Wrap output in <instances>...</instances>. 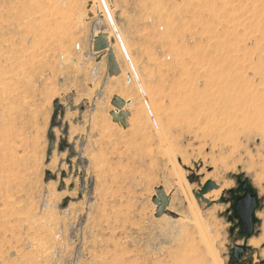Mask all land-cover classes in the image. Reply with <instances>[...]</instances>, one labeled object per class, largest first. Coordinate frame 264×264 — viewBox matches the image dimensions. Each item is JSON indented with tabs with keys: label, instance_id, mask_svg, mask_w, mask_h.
Listing matches in <instances>:
<instances>
[{
	"label": "rangeland",
	"instance_id": "rangeland-1",
	"mask_svg": "<svg viewBox=\"0 0 264 264\" xmlns=\"http://www.w3.org/2000/svg\"><path fill=\"white\" fill-rule=\"evenodd\" d=\"M0 264H264V0H0Z\"/></svg>",
	"mask_w": 264,
	"mask_h": 264
},
{
	"label": "water",
	"instance_id": "water-1",
	"mask_svg": "<svg viewBox=\"0 0 264 264\" xmlns=\"http://www.w3.org/2000/svg\"><path fill=\"white\" fill-rule=\"evenodd\" d=\"M107 47H108V41L106 34L100 32L96 36H94L92 42L93 51L99 52ZM106 61H107V74L109 76L119 74L120 70L119 67L117 66V63L115 62L114 54L111 49L107 51ZM111 103L116 108H121L124 105V100L119 98L118 96H113ZM109 114L111 115L112 121L119 123L123 128L127 126L128 124L127 112L110 111ZM241 187L245 188L246 183H242ZM216 188L217 185L214 182L206 181L201 188V194ZM154 191H155V195L152 197V201L156 205V210L154 214L155 217H159L162 214L176 217L177 214H175L172 211L166 210L168 204V196L165 194L163 188L158 186L154 188ZM256 203L257 202L255 195L251 194L248 189H246L245 192L235 201L234 208L241 220V229H240L241 235L250 233L252 231L253 228L252 212L256 207ZM242 250L243 248L241 246H234L233 253L234 255H236L240 253Z\"/></svg>",
	"mask_w": 264,
	"mask_h": 264
},
{
	"label": "bare ground",
	"instance_id": "bare-ground-1",
	"mask_svg": "<svg viewBox=\"0 0 264 264\" xmlns=\"http://www.w3.org/2000/svg\"><path fill=\"white\" fill-rule=\"evenodd\" d=\"M196 91H197V89H196Z\"/></svg>",
	"mask_w": 264,
	"mask_h": 264
}]
</instances>
